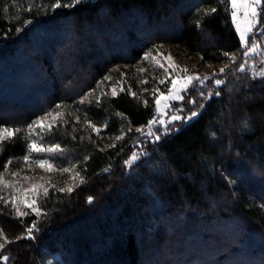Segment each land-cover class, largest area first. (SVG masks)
Masks as SVG:
<instances>
[{"label": "trees", "instance_id": "obj_1", "mask_svg": "<svg viewBox=\"0 0 264 264\" xmlns=\"http://www.w3.org/2000/svg\"><path fill=\"white\" fill-rule=\"evenodd\" d=\"M260 5L254 70L230 0H0V131L20 129L0 144V173L46 157L30 149L33 127L59 110L41 141L80 179L44 195L41 215L0 201V264H264ZM167 57L229 66L197 117L140 141L156 95L129 71Z\"/></svg>", "mask_w": 264, "mask_h": 264}, {"label": "rangeland", "instance_id": "obj_2", "mask_svg": "<svg viewBox=\"0 0 264 264\" xmlns=\"http://www.w3.org/2000/svg\"><path fill=\"white\" fill-rule=\"evenodd\" d=\"M232 18L235 26V31H237L240 43L242 44L243 49L246 50L245 64L252 67L254 70H258V66L263 62V57L259 56L260 51L258 49V45H256L255 53L252 52V47L255 45V42L251 45L248 43L245 46L244 39H249L251 36L255 35L256 28L258 25V19L256 18L259 14L261 7L260 3H254V0H237V5L235 8L232 7ZM255 9L256 15H252V9ZM233 12H235V16H233ZM250 26V27H249ZM260 32V31H259ZM242 35L244 39H242ZM248 57V58H247ZM170 58V59H169ZM249 58L253 59L250 61ZM185 63H178L171 57H167L164 63V68H167V73L164 71V68H161L158 64L157 67L148 66V65H140L134 66L131 68V80H135V84L138 87L137 89L141 91H148V86L154 84L152 88H148L151 93L156 95V99L169 95V89L171 88V82L174 79L178 80V87L184 83L182 79H179L185 73L182 71H178L177 69H187V75H199L200 77H220L226 70V67L229 64H201L193 57H186ZM162 65V64H161ZM223 69V73L221 70ZM144 81H147L146 83ZM207 81L205 82L203 87H196L195 89L189 87L187 93L181 92L180 94L184 97L183 100H175V99H161L160 105L155 106V117L151 121H156V123H149L145 128H139L137 133H139L140 141L147 139L150 141H156L161 139L163 136H167L168 134H172L183 125L192 121L195 117L198 116V112L196 116L191 119H187V117L191 116L193 109H200V103L203 104L205 100H209L213 96V92L215 87H218L216 84L214 88L210 89L206 86ZM221 85V84H220ZM219 85V86H220ZM209 90V91H208ZM202 93V94H201ZM190 99L195 101V103H191ZM156 104V103H155ZM203 108V107H202ZM52 113H62L61 111H53ZM62 115H44V117L40 118L38 121H42V123L47 125H53L56 123V120L60 118ZM173 116H181L184 119H178L173 121ZM150 121V122H151ZM163 121V123H161ZM34 129H40V132H36L33 137V143L37 145V148H43L44 151H33L34 154H44L46 157L42 159H37L36 156L30 155L27 161H23L22 168L13 172L5 171L0 173V201H5V204H11L13 208H15L20 215L23 213L24 215L29 210L31 212L39 213L36 209H39L40 202L43 201L44 195L48 194L49 191L53 190L55 192H68V189L72 190L80 182L78 173L76 172V168L74 165H67L65 167L62 164H59V161H55L56 151L58 148L56 146H52L49 144H44L41 139L47 127L41 128L35 123ZM143 130V131H141ZM151 131L155 135H159V139H155V135L149 136L147 133ZM0 134H3L5 138L7 134L3 133V130L0 131ZM139 141V142H140ZM51 148L52 151L49 152L48 149ZM32 153V154H33ZM134 156V155H133ZM131 157L127 165L132 164L135 160ZM39 160H47L49 164L52 166L49 167L48 164H45L44 167H40L38 165ZM68 168V172L62 171V169ZM35 201V203H33ZM32 204L31 208H28L27 205ZM49 264H53L50 260Z\"/></svg>", "mask_w": 264, "mask_h": 264}, {"label": "snow or ice", "instance_id": "obj_3", "mask_svg": "<svg viewBox=\"0 0 264 264\" xmlns=\"http://www.w3.org/2000/svg\"><path fill=\"white\" fill-rule=\"evenodd\" d=\"M76 3H79L80 0H75ZM231 3H232V7L235 8L236 5H237V0H231ZM254 3H260V0H254ZM66 6H70V5H66ZM54 7L55 8H59L61 7V4L59 2H56L54 4ZM211 11H215V9H212ZM252 15L255 16L256 15V12H255V9L253 8L252 9ZM233 16H235V12H233ZM250 27V26H249ZM242 39H244L243 35H242ZM244 43H245V46L248 45V40L247 39H244ZM256 45H253L252 47V52L255 53L256 51ZM224 55H229L228 53H224ZM145 59H148V57H145ZM170 59V58H169ZM232 61L235 62V57L232 56L231 57ZM161 68H164V65H160ZM178 71H182L183 73H185V75H183L182 77H180L179 79H182L184 81L183 84H181L179 87L177 86L178 85V80L177 79H174L172 80L171 82V88L169 89V95L168 96H164L163 94L161 95V97L157 98L155 103L157 106L160 105V102H161V99H165V100H168V99H175V100H183L184 97L180 94L181 92H185L187 93V90L189 87H192V88H196V87H203L205 82L209 79H211V77H200L199 75H187V72L188 70L185 68V69H177ZM245 69L243 67H239V71L240 72H243ZM164 71L167 73L168 69L167 68H164ZM221 73H223V69L221 70ZM261 75H264V73H261ZM145 83L147 81H144ZM223 81L221 79H215V84L217 86H219ZM113 94L115 95V89H113ZM202 94V93H201ZM217 95H219V92L216 93ZM133 95H135V93H133ZM87 99V97L81 99L80 103L83 104L84 101ZM190 102L191 103H195V101L191 100L190 99ZM145 103H147V101H145ZM59 107V106H58ZM49 115H62V113H49ZM197 113L196 112H192L191 116L187 117V119H191L192 117L196 116ZM178 119H184V117H181V116H173L172 117V120L175 121V120H178ZM151 124H154L156 123V121H151L150 122ZM161 123H163V121H161ZM36 124L38 126H40L41 128H45L47 127V129L49 131H51V128L53 127V125H47L45 126L42 121H37ZM91 126V125H90ZM94 127V126H92ZM20 129H10L8 127H5L3 128V133L4 134H7V137L11 138V137H14V135L19 132ZM96 131L98 132L99 130L96 129ZM143 131V130H141ZM147 135L149 136H153L155 135L153 132L149 131L147 133ZM4 139H5V136L3 134H0V144H3L4 142ZM117 139H119V137H117ZM155 139H159V135H155ZM58 147V146H57ZM30 149L33 150V151H44L43 148H37V145L35 143H32L30 145ZM49 152L52 151L51 148L48 149ZM28 157H24V160L27 161ZM133 160L137 159L136 156H133L132 158ZM38 165L40 167H44L45 164H48L49 167H51L52 165L49 164V161L47 160H39L38 162ZM62 171L64 172H68L69 169L68 168H64L62 169ZM72 191L71 188L68 189V192L70 193ZM0 199H2V197H0ZM35 203V201L33 202ZM28 208H31L32 207V204H28L27 205ZM18 211V210H17ZM37 212H39L40 210L39 209H36ZM23 215V213H21ZM29 238H33L32 237V229L30 228L29 229ZM3 248V245L0 244V249ZM2 259L6 262L9 258L7 256H3Z\"/></svg>", "mask_w": 264, "mask_h": 264}]
</instances>
